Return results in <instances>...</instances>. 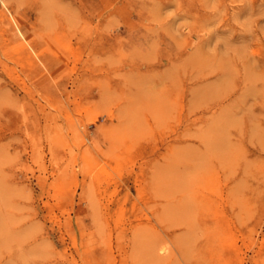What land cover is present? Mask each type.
Here are the masks:
<instances>
[{"label":"rangeland","instance_id":"1","mask_svg":"<svg viewBox=\"0 0 264 264\" xmlns=\"http://www.w3.org/2000/svg\"><path fill=\"white\" fill-rule=\"evenodd\" d=\"M0 264H264V0H0Z\"/></svg>","mask_w":264,"mask_h":264},{"label":"bare ground","instance_id":"2","mask_svg":"<svg viewBox=\"0 0 264 264\" xmlns=\"http://www.w3.org/2000/svg\"><path fill=\"white\" fill-rule=\"evenodd\" d=\"M161 247V246H160Z\"/></svg>","mask_w":264,"mask_h":264}]
</instances>
